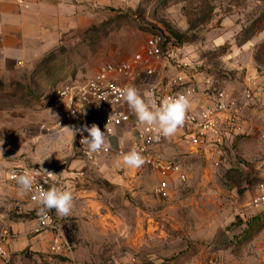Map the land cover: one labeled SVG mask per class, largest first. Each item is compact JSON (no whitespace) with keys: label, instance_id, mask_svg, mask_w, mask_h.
Returning <instances> with one entry per match:
<instances>
[{"label":"rangeland","instance_id":"rangeland-1","mask_svg":"<svg viewBox=\"0 0 264 264\" xmlns=\"http://www.w3.org/2000/svg\"><path fill=\"white\" fill-rule=\"evenodd\" d=\"M152 36L180 48L198 65L201 78H212L246 106L243 111L256 124L249 135L226 134L217 153L190 156L177 151L174 159L186 180L173 178L165 197L153 192L158 177L151 172L133 174L130 181L124 167L105 177L99 164L85 162L74 147L69 116L57 101L59 90L108 64L134 65L137 56L144 58ZM79 39L49 55L47 66L41 61L13 67L0 78V246L49 234L53 239L46 264H89L79 243L62 241V252H52L60 237L59 223L55 233L35 232L42 205L28 192L20 195L19 186L9 179L13 170L21 169L50 170L59 181H71L75 203L85 202L81 192L94 191L106 211L120 219L118 241L106 243L107 253L95 256L92 264H164L188 248L200 255L231 250L242 231L238 223L264 216V210L252 208L264 183V0H144L107 14L103 24ZM151 64L161 69L150 61L139 67L133 81L123 80L142 97ZM250 91L253 101L246 103ZM211 101L201 93L191 107L198 111ZM133 142L124 140V154ZM87 169L90 178L62 179L65 171ZM49 212L57 214L55 209ZM68 220L63 216L62 221ZM27 253L29 249L22 255ZM36 256L27 258L29 264H37Z\"/></svg>","mask_w":264,"mask_h":264},{"label":"built area","instance_id":"built-area-1","mask_svg":"<svg viewBox=\"0 0 264 264\" xmlns=\"http://www.w3.org/2000/svg\"><path fill=\"white\" fill-rule=\"evenodd\" d=\"M150 61H157L161 69L151 64L145 70L149 78L156 79L148 85L149 99L159 103L165 97L185 95L192 103L201 93L212 97V101L198 111L191 107L183 126L178 129L182 134L181 141L191 154L204 155L210 150L217 153L226 134L237 135L242 132L240 117L246 106L239 104L225 90L218 88L212 78L202 79L198 65L192 64L187 57H184L180 48L167 43L160 36H152L147 41L144 58L137 56L134 65L108 64L96 74L84 80L74 81L57 92V101L70 119L74 147L85 162L98 165L102 158L111 156L112 149L105 146L100 153L87 155L86 146L80 143L82 135L76 130L82 129L85 125L91 127L95 124L105 131L108 124L106 135H112L132 125V114L125 110L126 102L120 96L119 90L130 86L128 82L123 83V80L133 81L139 67ZM252 94L251 91L246 94L244 99L246 103L253 101ZM134 125L137 134L130 150L135 148L145 160V163L135 170L137 173L148 171L155 174L158 183L153 192L158 197H165L172 179L176 177L185 181L186 174L174 158L166 155L170 138L161 136L156 139L150 127L138 126L137 121ZM86 135V132L83 133V136ZM116 153L122 156L124 150L119 149ZM25 171L13 170L9 179L16 183L14 177ZM29 173L33 175L35 183L28 193L33 201H38L41 192L47 191L56 184L55 173L50 170ZM252 208L264 210V183L258 187ZM56 231V222L51 212H47L46 218L39 217L35 228L37 234ZM52 252L55 254L62 252V240L59 237L54 242ZM0 262L11 264V258L3 246H0ZM221 262L220 258H212L206 264H222Z\"/></svg>","mask_w":264,"mask_h":264},{"label":"crops","instance_id":"crops-1","mask_svg":"<svg viewBox=\"0 0 264 264\" xmlns=\"http://www.w3.org/2000/svg\"><path fill=\"white\" fill-rule=\"evenodd\" d=\"M142 1L144 0H0V78L5 77L13 67L37 64L56 50L69 47L90 30L103 24L107 14H116L133 8ZM153 81L156 79L149 78V83ZM143 95L146 100L149 99L148 88ZM125 110L132 114L133 124L112 135H105V146L112 149V156L102 158L98 164L105 177L110 176L112 171L116 172L124 167L128 171L124 176L131 181L132 175H136L137 171L124 166L120 162L122 156L116 153L122 149L120 147L124 140H135L137 134L134 125L136 117L127 103ZM253 120L254 118L247 112H242L240 124L243 133L248 132L249 135L256 127ZM181 135L178 130L170 137L166 150L168 157L176 158L177 151L190 156L203 155L191 154L181 141ZM111 144L119 146L114 149ZM132 144L125 150L126 153L130 151ZM91 173L90 169L77 173L72 170L65 171L62 179H86L91 177ZM56 180L57 188L70 190L72 195L76 196L71 181H59V176H56ZM78 195H83L85 202L72 201L71 211L67 215L70 220L64 222L63 216L57 214L53 216L55 222L60 225L59 238L62 241L82 244L86 254L84 261L92 264L95 256L100 258L104 252L107 253L108 248L104 246L106 243L115 245L118 241L121 234L120 219L106 211V208L95 199L94 191L81 192ZM52 239L53 236L49 234L37 238L26 237L18 242L8 243V246H2L9 253L11 264H29L27 258L33 257L34 253L39 254L36 256L37 264H46L48 260L46 254L49 252ZM238 241L236 238L235 243ZM230 246L231 250H208L202 253L203 255L198 254L187 264H206L212 258H220L222 264H264V231L249 245ZM26 249H29V254L22 255Z\"/></svg>","mask_w":264,"mask_h":264},{"label":"clouds","instance_id":"clouds-1","mask_svg":"<svg viewBox=\"0 0 264 264\" xmlns=\"http://www.w3.org/2000/svg\"><path fill=\"white\" fill-rule=\"evenodd\" d=\"M119 92L130 111L134 113L138 126L150 127L154 131L156 139L161 136L165 138L172 137L183 126L186 114L191 108V101L185 95L165 97L157 103L156 100H146L133 86H127L120 89ZM76 131L82 135L80 143L86 146L87 155L91 156L104 150L108 124L105 131H102L95 124L91 127L85 125L82 129ZM85 132L87 135L83 136ZM120 162L127 168L135 170L139 169L145 163V160L133 148L122 155ZM14 179L21 190L20 195H24L33 189L35 181L31 173L25 171L23 174L15 176ZM72 201L73 195L70 190H61L56 186H52L47 191L40 193L38 204L42 207H38L37 215L46 218L47 212L55 209L57 215L67 216L71 211Z\"/></svg>","mask_w":264,"mask_h":264},{"label":"trees","instance_id":"trees-1","mask_svg":"<svg viewBox=\"0 0 264 264\" xmlns=\"http://www.w3.org/2000/svg\"><path fill=\"white\" fill-rule=\"evenodd\" d=\"M49 55H47L44 59L41 60L43 61L42 64H44L45 66H47V64L50 62V60L47 59ZM27 94L28 96H30L32 92L28 91ZM238 225L240 226L242 231L241 234L238 236L239 241L236 245L243 247L249 245L254 239L258 237V235L261 232L264 231V216H257L256 218L248 221L247 223L239 222ZM198 254H199L198 251L189 250L188 248V251L175 256L170 261H165L164 264H186L187 262L191 261V259L196 257Z\"/></svg>","mask_w":264,"mask_h":264}]
</instances>
